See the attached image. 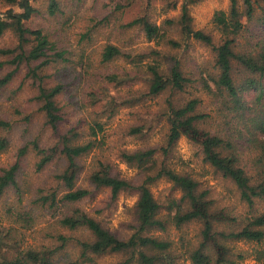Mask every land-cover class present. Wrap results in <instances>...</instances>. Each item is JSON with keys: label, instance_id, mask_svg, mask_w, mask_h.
Segmentation results:
<instances>
[{"label": "trees", "instance_id": "16d2710c", "mask_svg": "<svg viewBox=\"0 0 264 264\" xmlns=\"http://www.w3.org/2000/svg\"><path fill=\"white\" fill-rule=\"evenodd\" d=\"M194 1L186 0L182 4L177 21L166 19L160 25L140 15L122 26L139 27L148 41L163 40L172 47H179L181 43L167 36L164 28L165 24H176L183 37L211 47L215 71L201 69L194 77L177 57L167 60V66L162 65L158 58L161 50L153 48L137 53L133 48L112 42L104 45L101 61L110 63L122 59L138 69L136 73L140 74L134 76L125 69L122 74L112 73L107 78L116 86L131 87L135 81H143L145 90L138 92L140 101L159 96L168 89L186 92L198 85L212 97L218 113L224 115L228 133L205 127L210 115L199 109L200 98L168 100L167 143L159 147L119 150L120 159L139 170L134 178H127L107 158H94L88 166L83 162L100 147L97 135L104 130L103 122L91 123L89 138L78 128L79 123L61 129L62 123L72 116V110L83 111L89 105L99 107L95 114L113 118L123 97L106 86L91 87L88 82V87L81 86V80L75 82L77 90L73 92L72 84L77 77L70 82L66 80V72H71L69 51L59 50L57 43L41 29L26 25L36 12L31 0H0V7L6 8L4 16L0 17V36L11 30L17 39L14 47L0 48V55L7 58L0 61V73L7 65L15 66L0 77V98L2 90L25 65L27 76L37 88L34 100L54 135L51 142L32 141L35 173L53 170L51 180L44 184H28L27 192L33 193L32 200L18 215L29 229L36 223L33 213L42 210L48 216L45 235L48 239L39 246L23 248L15 233L17 230L1 226L0 264H101L98 257L111 254L118 255L119 259L110 264H180L182 257L191 264H242L249 254L235 250L233 244L264 242V211L241 217L214 207L208 190H201L194 177L177 170L169 161L171 149L185 136L199 146L206 162L234 181L247 204L253 206L257 200H264V0H231L228 10L217 11L213 23L221 34L219 40L205 30L194 28L189 8ZM15 7L21 11H16ZM170 7H176V3ZM124 8L123 4L115 6V9ZM58 10V0H50L49 12L55 14ZM83 39L91 41L92 36H83ZM149 57L152 60L144 63ZM49 68L54 72L47 74ZM134 103L126 102L127 105ZM11 126L9 121L0 119V130ZM127 134L142 136L144 127H131ZM8 146V138L1 137L0 153ZM247 148L251 150L249 156H245ZM28 152L29 145L25 144L19 149L15 162L1 169L0 196L13 186L21 194L22 202L25 194L21 188L23 158ZM160 179L180 189V197L171 196L160 203L151 190V185ZM104 189L109 190L111 201L123 192L139 196L129 224L132 232L128 236L111 230L80 206ZM191 223L200 226L194 242L182 235L178 245L167 235L171 228L181 231ZM3 237L7 240L5 246ZM255 253L264 264V250Z\"/></svg>", "mask_w": 264, "mask_h": 264}, {"label": "rangeland", "instance_id": "374dc122", "mask_svg": "<svg viewBox=\"0 0 264 264\" xmlns=\"http://www.w3.org/2000/svg\"><path fill=\"white\" fill-rule=\"evenodd\" d=\"M59 10L55 14L49 12L50 0H31L36 9L34 15L26 21V25L33 29H41L45 34L57 43L59 50H68L71 58L69 62L71 72H66L68 80H81V86H106L112 92L123 97L121 106L116 115L107 119L106 116L95 114L98 106H88L83 111L72 110L73 114L66 122L62 123L61 129L66 130L71 125L79 123L78 128L89 138L90 125L94 120L104 123V130L99 132L97 139L100 147L95 149L83 162L88 166L94 158L109 159L120 170L122 176L134 178L138 169L129 166L118 155L119 150L126 148L135 150L138 148L159 147L167 143L169 122L167 120L168 100L187 101L190 98L201 99L199 109L210 115L204 124L213 131L228 133L229 126L225 122L223 114L218 113L217 106L211 96L205 93L198 85L186 92H174L166 90L159 96L148 97L146 100H138V92L145 90V84L141 80L135 81L131 87L126 85L116 86L115 82L109 81L107 75L112 73L122 74L125 69L131 72V76L140 73L129 62L120 59L110 63L101 61V52L108 42L118 44L123 48H133L135 52H143L156 48L162 51L159 58L162 65L167 66V60L177 57L181 60L185 70L191 72V76H197L198 70L208 69L215 71L214 53L211 47L205 44L183 37L180 29L175 24H165L167 36L178 40L179 47H172L163 40L148 41L139 27L125 28L122 24L132 20L136 16L146 15L152 22L163 25L166 19L178 20L182 4L186 0H58ZM176 3V7H170ZM231 0H195L189 4L195 29H202L213 34L219 40L221 36L218 28L213 23V17L219 10H228ZM125 5L124 9H115L116 5ZM21 11L15 7V10ZM6 8L0 7V17L4 16ZM13 31L8 30L0 36L1 47H14L17 39ZM83 36H92L91 41L83 39ZM67 56V54H66ZM7 58L0 55V61ZM152 60L149 57L144 63ZM15 66L7 65L0 77ZM145 69V65H143ZM28 69L25 65L15 74L12 82L2 90L0 98V119L12 123L11 128L0 130V138L9 140L8 148L0 153V171L3 167L15 162L19 149L25 144L29 145V152L24 159V173L21 175V188L25 191L22 202L20 193L13 187H8L0 196V228L1 226L14 227L21 246H39L46 242L45 238L48 216L42 210H37L33 215L36 223L27 228L19 215L21 211L30 206L33 193L27 192L28 184H44L51 177L52 168L46 173H35L33 164L36 160L32 141L42 143L51 142L54 139L51 128L46 124L45 114L40 111L34 95L37 88L34 81L27 76ZM54 70L47 71L52 73ZM82 74L84 78H82ZM137 78V77H136ZM88 87V86H87ZM68 97V96H67ZM251 98V97H250ZM135 102L127 105V101ZM89 104V103H88ZM78 107V106H77ZM76 112V113H74ZM134 126L144 127V135L133 136L127 131ZM254 150V149H253ZM251 150L246 149L249 156ZM252 155L250 154V161ZM169 161L171 165L181 172H186L194 177L201 190H208L209 197L214 200V207L224 208L232 214L246 217L254 213L264 211V200H257L253 206L247 204L241 198V193L232 179L226 177L204 160V156L197 144L181 137L171 149ZM51 180V179H50ZM155 198L160 203H165L169 197H180L181 191L170 181L160 179L151 185ZM138 195L129 192L121 193L115 201H111L108 189L96 193L94 198H89L80 203V206L90 214L96 216L102 223L113 231L128 236L132 229L130 223L134 218V207ZM200 226L197 223L186 224L181 231L171 228L169 235L178 245L180 236L194 242L198 238ZM68 233L67 230H64ZM3 236V233H2ZM5 246L7 240L2 238ZM235 250H244L248 256L242 264H262L256 258V250H264V242H236ZM2 247V246H0ZM2 254L0 253V260ZM119 259L118 255L111 254L98 257L101 264H110ZM180 264H191V261L182 257Z\"/></svg>", "mask_w": 264, "mask_h": 264}, {"label": "clouds", "instance_id": "9594fccd", "mask_svg": "<svg viewBox=\"0 0 264 264\" xmlns=\"http://www.w3.org/2000/svg\"><path fill=\"white\" fill-rule=\"evenodd\" d=\"M17 11H19V9H17Z\"/></svg>", "mask_w": 264, "mask_h": 264}]
</instances>
